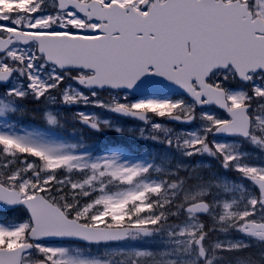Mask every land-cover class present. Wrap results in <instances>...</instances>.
<instances>
[{
  "label": "snow or ice",
  "instance_id": "obj_1",
  "mask_svg": "<svg viewBox=\"0 0 264 264\" xmlns=\"http://www.w3.org/2000/svg\"><path fill=\"white\" fill-rule=\"evenodd\" d=\"M0 264H264V0H0Z\"/></svg>",
  "mask_w": 264,
  "mask_h": 264
},
{
  "label": "rangeland",
  "instance_id": "obj_2",
  "mask_svg": "<svg viewBox=\"0 0 264 264\" xmlns=\"http://www.w3.org/2000/svg\"><path fill=\"white\" fill-rule=\"evenodd\" d=\"M82 110H84V111H89V112H96V113H99V114H101V115H103L99 110H98V108H92V107H89V108H84V109H82ZM102 111H104L103 109H101ZM104 116V115H103Z\"/></svg>",
  "mask_w": 264,
  "mask_h": 264
}]
</instances>
